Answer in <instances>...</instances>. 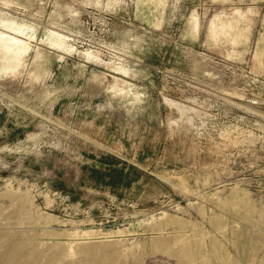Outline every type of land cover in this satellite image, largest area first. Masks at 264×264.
<instances>
[{
    "label": "rangeland",
    "instance_id": "1",
    "mask_svg": "<svg viewBox=\"0 0 264 264\" xmlns=\"http://www.w3.org/2000/svg\"><path fill=\"white\" fill-rule=\"evenodd\" d=\"M0 264H264V0H0Z\"/></svg>",
    "mask_w": 264,
    "mask_h": 264
}]
</instances>
